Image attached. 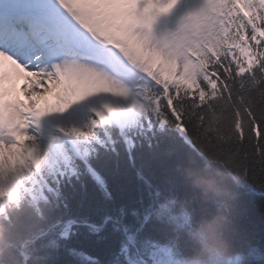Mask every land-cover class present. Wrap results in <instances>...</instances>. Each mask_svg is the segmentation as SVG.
<instances>
[{
    "label": "snow or ice",
    "instance_id": "1",
    "mask_svg": "<svg viewBox=\"0 0 264 264\" xmlns=\"http://www.w3.org/2000/svg\"><path fill=\"white\" fill-rule=\"evenodd\" d=\"M257 73L264 82V0H0V264H59V249L74 264H99L71 246L77 226L53 218L62 189L90 176L106 190L109 162L123 155L136 168V149L175 140L170 130L189 159L201 105ZM22 75L27 95L54 90L56 102L6 100L5 84ZM251 120L248 140L264 163V118ZM136 173L158 205L138 226L108 221L122 235L120 264H181L205 205L165 195L142 167ZM247 174L233 183L228 264H249L232 222ZM154 220L165 225L158 236L145 231Z\"/></svg>",
    "mask_w": 264,
    "mask_h": 264
},
{
    "label": "trees",
    "instance_id": "2",
    "mask_svg": "<svg viewBox=\"0 0 264 264\" xmlns=\"http://www.w3.org/2000/svg\"><path fill=\"white\" fill-rule=\"evenodd\" d=\"M246 79L243 87L237 84L230 89V94L218 95L209 108L201 105V120L194 121L198 125L192 135L194 152L189 159V150L181 137L170 130L176 139L161 138L151 152L147 147L136 149L135 165L142 167L153 186L165 195L197 200L200 194L184 182L178 165L191 161L194 168L220 171L232 184L246 170L248 174L232 214L234 243L237 250L245 253L249 264H264V163L248 140L251 117L264 118V82L259 73L255 80L251 76ZM136 168L130 167L122 155L109 162L104 170L106 190L90 176L74 179L62 189L64 199L53 218L66 222L65 227L70 231L77 226L71 246L99 264H120L123 259L122 235L108 221L120 216L125 225L138 226L145 212L158 205L138 179ZM133 210L137 216L131 214ZM164 227L154 220L145 226V231L158 236ZM93 228L95 234H90ZM54 258L59 264H74L78 259L63 249Z\"/></svg>",
    "mask_w": 264,
    "mask_h": 264
},
{
    "label": "clouds",
    "instance_id": "3",
    "mask_svg": "<svg viewBox=\"0 0 264 264\" xmlns=\"http://www.w3.org/2000/svg\"><path fill=\"white\" fill-rule=\"evenodd\" d=\"M178 168L200 194L206 208L205 216L190 231L193 253L183 258L181 264H228L232 257L226 227L236 198L233 184L220 171L194 168L191 161L178 165ZM164 208L163 204L157 208V220L164 219Z\"/></svg>",
    "mask_w": 264,
    "mask_h": 264
},
{
    "label": "bare ground",
    "instance_id": "4",
    "mask_svg": "<svg viewBox=\"0 0 264 264\" xmlns=\"http://www.w3.org/2000/svg\"><path fill=\"white\" fill-rule=\"evenodd\" d=\"M24 75H26V73ZM24 75L20 76L19 78H14L11 82H7L5 84V87L11 90L10 94L5 97L6 100L19 101L25 105L31 104L30 101L35 96H29L26 94L25 86H27V89L30 91L32 89V85L24 79ZM42 90L43 89H41V91ZM49 94L50 96H53L56 99L54 90L52 92H49ZM45 96L48 97V95ZM21 139L23 140L24 138Z\"/></svg>",
    "mask_w": 264,
    "mask_h": 264
},
{
    "label": "rangeland",
    "instance_id": "5",
    "mask_svg": "<svg viewBox=\"0 0 264 264\" xmlns=\"http://www.w3.org/2000/svg\"><path fill=\"white\" fill-rule=\"evenodd\" d=\"M48 95V97L46 96H35L31 101H35V107L40 108V109H45L47 107H49L51 104H54L56 102V99L53 96H50V94H46ZM44 102V104H43ZM23 138V137H21ZM15 151V150H14Z\"/></svg>",
    "mask_w": 264,
    "mask_h": 264
}]
</instances>
